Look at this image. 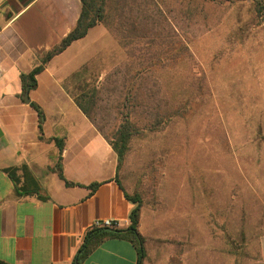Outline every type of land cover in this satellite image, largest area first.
I'll list each match as a JSON object with an SVG mask.
<instances>
[{
	"label": "rangeland",
	"instance_id": "obj_1",
	"mask_svg": "<svg viewBox=\"0 0 264 264\" xmlns=\"http://www.w3.org/2000/svg\"><path fill=\"white\" fill-rule=\"evenodd\" d=\"M209 14V29L188 42L191 57L140 75L139 61L101 24L69 53H90V87L100 71L97 86L115 75L121 93L101 88L106 132L125 101L140 128L118 178L141 197L139 230L155 264H249L264 231V21L248 1ZM66 84L72 89L71 76Z\"/></svg>",
	"mask_w": 264,
	"mask_h": 264
},
{
	"label": "crops",
	"instance_id": "obj_2",
	"mask_svg": "<svg viewBox=\"0 0 264 264\" xmlns=\"http://www.w3.org/2000/svg\"><path fill=\"white\" fill-rule=\"evenodd\" d=\"M80 10V0H0V261L5 264H71L95 219L126 228L135 206L115 181V152L67 91L69 77L91 59L90 53H69L99 24L47 61L29 87V102L23 98L20 75L41 63L75 26ZM103 76L100 71L97 81ZM30 102L44 112L41 133ZM53 138L63 140L62 151ZM58 162L65 179L76 184L66 185L58 176ZM23 165L37 180L38 193L18 194L21 172L15 184L5 170ZM94 182L99 185L92 191ZM256 238L248 263L264 264V231ZM193 254L197 259L198 252ZM83 264H137V252L130 241L109 237ZM143 264H155L147 252Z\"/></svg>",
	"mask_w": 264,
	"mask_h": 264
},
{
	"label": "trees",
	"instance_id": "obj_3",
	"mask_svg": "<svg viewBox=\"0 0 264 264\" xmlns=\"http://www.w3.org/2000/svg\"><path fill=\"white\" fill-rule=\"evenodd\" d=\"M81 10L75 26L50 50L44 53L41 63L35 66L28 73L20 75L23 89L27 86L30 88L36 85V75L43 70L44 64L53 56L62 52L73 41L83 38L89 29L102 24L105 28L118 40L122 48L126 51L130 60H138L141 72L147 71L152 64L160 62L164 63L171 59H177L184 55L191 57L188 49V42L198 34L209 29L208 17L213 7H219L222 4H234L236 2L248 1L255 11L256 16L264 21V0H80ZM135 66V65H134ZM118 69L113 72L118 74ZM87 66H82L79 71L71 76L73 82L72 89L68 88L69 95L73 98L79 109L87 116V118L95 125L97 130L108 141L116 154L117 166L115 181L123 190L125 198L135 206L129 213V224L126 228L118 227H96L90 226L85 232L81 245L75 254L71 264H83L85 258L91 251L98 246L104 239L109 237H121L130 241L137 252V264H143L146 256L145 237L140 232L141 217V197L139 193L129 194L118 178V170L124 160L128 144L131 137L139 132L130 119V106L124 102L122 110L121 122L117 126H113L110 132H106L105 124L97 119L99 115V102L102 101V92L112 93L117 89L116 80L110 78L115 76L111 74L105 75L100 86L95 84L90 87L87 80ZM104 82L107 88L101 90ZM115 83V88L111 87ZM118 90V89H117ZM119 91V90H118ZM121 93V91H119ZM125 98L128 93H125ZM128 99V98H127ZM30 105L38 114L39 132H42V124L45 115L42 108L30 102ZM41 137V136H40ZM60 151L63 148V140L61 138H53ZM59 156V160H60ZM58 176L64 180L66 185H74L76 183L69 182L63 176L62 168L59 162L55 165ZM9 177L16 184L18 178L16 172L20 171L22 176V184L16 191L18 194H33L40 190L39 184L30 169L23 165L20 168H6ZM99 183L90 184L93 191ZM0 264H5L0 261Z\"/></svg>",
	"mask_w": 264,
	"mask_h": 264
},
{
	"label": "built area",
	"instance_id": "obj_4",
	"mask_svg": "<svg viewBox=\"0 0 264 264\" xmlns=\"http://www.w3.org/2000/svg\"><path fill=\"white\" fill-rule=\"evenodd\" d=\"M91 226H96V227H103V226H108V227H117V222L109 219V218H102V219H95Z\"/></svg>",
	"mask_w": 264,
	"mask_h": 264
},
{
	"label": "water",
	"instance_id": "obj_5",
	"mask_svg": "<svg viewBox=\"0 0 264 264\" xmlns=\"http://www.w3.org/2000/svg\"><path fill=\"white\" fill-rule=\"evenodd\" d=\"M28 92H29V86H27V87L25 88V92H24V94H23V98H24V100H25L26 102H29Z\"/></svg>",
	"mask_w": 264,
	"mask_h": 264
}]
</instances>
